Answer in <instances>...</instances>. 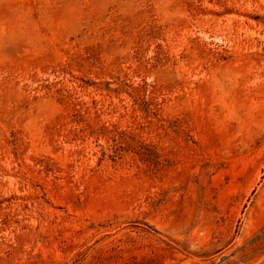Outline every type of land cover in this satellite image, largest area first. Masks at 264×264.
<instances>
[{"label": "rangeland", "instance_id": "obj_1", "mask_svg": "<svg viewBox=\"0 0 264 264\" xmlns=\"http://www.w3.org/2000/svg\"><path fill=\"white\" fill-rule=\"evenodd\" d=\"M0 264H264V0H0Z\"/></svg>", "mask_w": 264, "mask_h": 264}]
</instances>
